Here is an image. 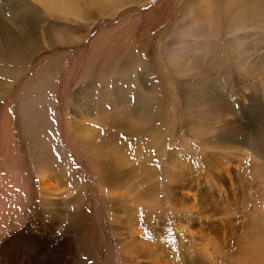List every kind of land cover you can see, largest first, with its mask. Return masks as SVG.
<instances>
[{
  "label": "rangeland",
  "instance_id": "374dc122",
  "mask_svg": "<svg viewBox=\"0 0 264 264\" xmlns=\"http://www.w3.org/2000/svg\"><path fill=\"white\" fill-rule=\"evenodd\" d=\"M28 1L0 0L5 21L20 8L1 38L41 42L21 69L0 62V233L68 210L84 224L68 264H124L131 239L171 264L248 259L264 234V175H250L264 171V0Z\"/></svg>",
  "mask_w": 264,
  "mask_h": 264
},
{
  "label": "bare ground",
  "instance_id": "6f19581e",
  "mask_svg": "<svg viewBox=\"0 0 264 264\" xmlns=\"http://www.w3.org/2000/svg\"><path fill=\"white\" fill-rule=\"evenodd\" d=\"M43 4L50 5V2L48 0H41ZM20 25V24H19ZM27 25V24H26ZM5 26V25H4ZM21 28V27H20ZM8 29V28H7ZM22 29V28H21ZM22 30H25L24 28ZM11 31V30H10ZM20 34V33H19ZM13 36V35H12ZM22 38L27 41V35L25 33ZM236 38V37H235ZM234 38V39H235ZM235 40H233L234 43ZM29 42V41H27ZM236 43V42H235ZM232 44L233 45H235ZM240 43V42H239ZM37 45L36 41H33L32 39V33L30 37V42L29 46H34ZM1 45H3L5 48L6 46L9 47V51L11 54H19L21 58L25 57V43L23 45H19L17 39H10L9 37L5 38L4 40L1 39ZM238 46V45H237ZM233 48V47H230ZM237 48V47H236ZM243 48V47H242ZM8 49V48H7ZM235 49V48H234ZM240 49V48H239ZM238 49V50H239ZM244 49V48H243ZM237 50V51H238ZM240 51V50H239ZM233 52V51H232ZM247 52V50H246ZM244 53V52H243ZM242 53V54H243ZM236 54V53H235ZM239 52L237 53V57L239 56ZM233 55V54H232ZM194 56V53H193ZM195 57V56H194ZM247 57V56H246ZM248 59V57H247ZM237 61V60H236ZM243 64V63H242ZM250 64V63H249ZM261 64V63H260ZM251 65V64H250ZM263 65H261L262 67ZM260 67V66H259ZM192 69V68H191ZM260 69V68H258ZM249 71V70H248ZM254 71V70H253ZM257 71V70H255ZM254 71V72H255ZM257 73V72H255ZM216 81V80H215ZM194 99L196 96L193 97ZM252 105V104H251ZM258 107V106H257ZM107 120V119H106ZM113 122V121H112ZM119 122V121H118ZM228 122V121H226ZM102 123V122H101ZM107 123V122H106ZM231 124V123H230ZM73 125V124H72ZM227 125V124H226ZM257 125V124H256ZM228 126V125H227ZM259 127V126H258ZM257 127V128H258ZM95 130V129H94ZM257 131V130H255ZM76 133L80 135V141L83 146H87L89 143H91V150L93 152H96L98 149V155H103L101 151L99 150V146L93 143V133L92 130L86 127L83 124H77L76 125ZM253 133V132H252ZM252 137V134L250 135ZM255 137V136H254ZM248 138V137H246ZM253 138V137H252ZM229 139V138H228ZM255 139V138H254ZM257 140V141H256ZM256 144L264 146V132L259 128L257 131V136H256ZM252 141V140H251ZM115 160L118 161L119 157L117 154L113 155ZM104 159V158H103ZM214 159V158H213ZM234 159V158H233ZM236 159V158H235ZM124 165V164H123ZM120 167V166H119ZM216 170V169H215ZM185 172V171H184ZM180 174V173H178ZM101 175V174H100ZM176 177V176H175ZM220 177V175H219ZM258 177V175L256 176ZM218 178V177H217ZM42 179V177H41ZM104 180L106 179V184L110 185L112 187L115 186L114 182L107 178H103ZM176 179V178H175ZM258 179V178H257ZM103 180V181H104ZM42 181V180H41ZM260 181V180H259ZM184 182V181H183ZM191 182V181H190ZM152 183V182H151ZM181 184V183H180ZM179 184V187H180ZM186 184V183H185ZM184 184V186H185ZM191 184V183H190ZM189 184V185H190ZM201 184V183H200ZM40 188H41V193H42V198L44 201H51L49 198V194L47 189L43 186V184L40 182ZM144 186V184H143ZM201 186V185H200ZM116 187V186H115ZM141 187V186H140ZM178 187V188H179ZM182 187V186H181ZM180 187V188H181ZM186 187V186H185ZM190 187V186H189ZM207 187V186H206ZM135 188V187H134ZM139 188V187H138ZM184 188V187H183ZM187 189V188H186ZM193 189V188H192ZM200 189V188H199ZM211 189V187H210ZM209 189V190H210ZM150 190H153L152 188ZM207 190V189H206ZM39 191V192H40ZM205 191V190H203ZM211 191V190H210ZM210 191H207L208 193ZM194 192V191H193ZM50 193V192H49ZM137 193V192H136ZM142 193V192H141ZM204 193V192H203ZM211 193V198L215 194ZM144 196V193H142ZM149 194V193H148ZM185 194V193H184ZM192 194V193H191ZM190 194V195H191ZM174 195V194H173ZM189 195V196H190ZM196 195V194H195ZM202 195V194H201ZM142 196V199H143ZM147 196V195H146ZM185 196V195H184ZM204 196V195H203ZM187 197V196H185ZM195 197V196H194ZM41 198V199H42ZM193 198V196H192ZM202 198V197H201ZM205 198V197H204ZM214 198V197H213ZM187 199H189L187 197ZM198 199V198H193V200ZM190 200V199H189ZM175 201V200H174ZM179 202V201H178ZM199 202V200L194 201ZM193 204L195 205V203ZM177 203V202H176ZM175 203V204H176ZM183 203V201H182ZM202 203V202H201ZM174 204V203H173ZM192 204V205H193ZM199 204V203H198ZM203 204V203H202ZM210 204V203H209ZM51 204H49L50 206ZM182 205V204H181ZM191 205V204H190ZM178 206V204H176ZM180 206V205H179ZM204 206V205H203ZM116 207V205H115ZM196 207V206H195ZM208 207V206H207ZM214 207V206H213ZM212 207V208H213ZM121 209V208H120ZM202 209V208H201ZM223 209V208H222ZM112 210V209H111ZM124 213H127L126 209H121ZM200 210V209H199ZM208 210V209H207ZM121 211V212H122ZM210 211V210H209ZM130 212V211H129ZM198 212V211H196ZM52 213V212H51ZM48 213L45 216L44 215H39L35 214L30 218V222L28 223V226H25L24 228H21L18 230L17 234H13V229H4L2 233H0V264H68L70 258H74L76 256L75 253V248H73L74 242L78 239V235L81 233V231L84 228L83 221L77 217L71 216L70 211L64 210L60 214H51ZM62 213H65V216H62ZM121 214V213H120ZM200 214V213H199ZM44 217L49 218V224L46 225V228L42 225L43 223L40 222V220L43 219ZM128 218V227L133 226V220L131 218V215H128V213L125 215ZM207 216V215H205ZM202 218V217H201ZM135 221V220H134ZM18 224H22L23 220L20 219V222L17 220ZM48 222V221H47ZM199 222V221H196ZM125 223V222H124ZM18 224L11 223L10 227H13L14 225L17 226ZM34 224L39 227L38 231L33 228H29V226H34ZM224 226V225H223ZM184 227V226H183ZM186 227V226H185ZM45 228V229H44ZM178 229V228H177ZM187 229V228H186ZM184 230L181 227V231L187 232L190 236L195 235L193 234L192 231ZM222 228L218 226L216 228V232H220ZM42 230V231H41ZM223 231V230H221ZM192 232V233H191ZM16 233V232H14ZM188 235V236H189ZM264 234L259 233V236H257V239L254 240L255 242L253 245L251 244V247L253 248L249 253L244 254L248 259H243L241 260L240 258H231L228 260V264H256L262 260L264 257V239L263 242L260 240V237H263ZM189 238V237H188ZM205 237L202 236V239ZM81 240V239H80ZM133 239H131L129 242H127L122 248L118 249V253L121 255V258L123 259L124 264H171L169 261L166 260L163 257H160L161 254L159 255H154L150 250L149 246L143 245V243H146L144 241H141L140 243H133ZM77 244V242H76ZM208 244V242H207ZM225 244V243H224ZM216 245V244H215ZM79 247V246H78ZM220 248V247H219ZM217 246H215V249H219ZM224 248V247H223ZM81 251L82 249H78ZM145 251V252H142ZM79 253V252H78ZM235 252H232L229 254L232 255ZM81 254V253H80ZM143 254L149 256V261L146 262L144 260L140 261L138 259L139 255L144 256ZM221 254V253H220ZM250 255V256H247ZM141 258V257H140ZM146 258V257H145ZM172 260H175L174 255H172V258H169ZM259 259V260H258ZM264 262V260H262ZM261 261V262H262ZM175 263V262H174ZM173 263V264H174Z\"/></svg>",
  "mask_w": 264,
  "mask_h": 264
},
{
  "label": "crops",
  "instance_id": "0c3cea01",
  "mask_svg": "<svg viewBox=\"0 0 264 264\" xmlns=\"http://www.w3.org/2000/svg\"><path fill=\"white\" fill-rule=\"evenodd\" d=\"M26 1H28V0H26ZM28 2H30V1H28ZM29 5H31L32 7H22V8H25V11H28L29 13H30V16L28 17V16H26V13H24V16L22 17V19L24 20H26V21H29V22H31V19H33V18H35V17H38V19H39V14H38V11H40V9H39V7H37V5L36 4H33V3H31L30 2V4ZM8 9H9V7H7ZM45 8V7H44ZM19 9L20 8H17V13L15 12V13H13V17L12 18H9L8 20H6L5 21V19H3L2 18V16H1V10H0V27H3L4 28V26H1V23H4L5 25H7L6 26V28H8V30L6 29V34L8 35L9 34V29H12L13 31L16 29L15 28V24H14V20L15 21H17V20H19V15H17L16 16V14H18L19 13ZM46 9V8H45ZM12 13V12H11ZM11 16V15H10ZM10 19H14L13 21H11ZM24 20V21H25ZM0 32H1V30H0ZM39 33H37V36H38V38H39ZM3 38H5V37H2L1 38V34H0V62H2V63H4V64H6V65H8V66H10V65H12V64H10V63H8V62H12L15 66H17V67H21L22 65L21 64H28L27 62H25V61H27L28 59V57H32V56H34V54L38 51V49H40V47H41V42L39 41L38 42V45L37 46H29V43L27 42V41H25L24 43H25V48H26V53H25V57H23V59L19 56V54H11V52L9 51V47L10 46H6L7 48H5L3 45H1V39H3ZM10 39H12V37H9ZM31 59V58H30ZM6 60V61H5ZM20 64V65H19ZM21 69V68H20ZM20 69H18L17 71H12V70H7V73L9 74V75H16V74H20L21 73V71H20ZM25 68H23V70H24ZM1 74L2 75H5V73L2 71L1 72ZM7 76V75H6ZM247 167L246 166H242V169H241V171H240V173H239V177H238V179H240V178H244V172H246L247 171ZM250 175H251V177H252V179H251V181L252 182H254L255 180L257 181H259V182H261V180H263V175H264V171L263 170H259V169H254L253 170V172H251L250 173ZM258 175V177H256ZM258 178V179H257ZM259 186V185H258Z\"/></svg>",
  "mask_w": 264,
  "mask_h": 264
}]
</instances>
